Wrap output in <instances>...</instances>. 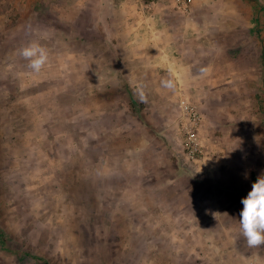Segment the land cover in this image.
Masks as SVG:
<instances>
[{
  "label": "rangeland",
  "instance_id": "rangeland-1",
  "mask_svg": "<svg viewBox=\"0 0 264 264\" xmlns=\"http://www.w3.org/2000/svg\"><path fill=\"white\" fill-rule=\"evenodd\" d=\"M257 1L245 56L231 52L240 75L190 92L202 153L188 168L173 101L107 90L83 22L23 20L21 0H0V264H264Z\"/></svg>",
  "mask_w": 264,
  "mask_h": 264
},
{
  "label": "crops",
  "instance_id": "crops-1",
  "mask_svg": "<svg viewBox=\"0 0 264 264\" xmlns=\"http://www.w3.org/2000/svg\"><path fill=\"white\" fill-rule=\"evenodd\" d=\"M257 6V0H190L183 13L175 0H21L19 14L23 20L83 22L79 42L86 51L95 44L96 59L110 61L104 67L110 76L106 89L148 92L156 107L173 101L180 122L181 100L197 107L190 92L211 90L227 76L240 75L232 69L231 52L245 56L246 11ZM202 11L218 13L204 22ZM131 114L140 119L133 108Z\"/></svg>",
  "mask_w": 264,
  "mask_h": 264
},
{
  "label": "built area",
  "instance_id": "built-area-1",
  "mask_svg": "<svg viewBox=\"0 0 264 264\" xmlns=\"http://www.w3.org/2000/svg\"><path fill=\"white\" fill-rule=\"evenodd\" d=\"M177 8L186 13L190 0H175ZM181 111V129L185 135V148L180 155V160L185 167L191 168L197 161V156L202 153L197 140L196 130L201 122V116L196 106L181 100L178 105ZM253 264V263H250Z\"/></svg>",
  "mask_w": 264,
  "mask_h": 264
}]
</instances>
